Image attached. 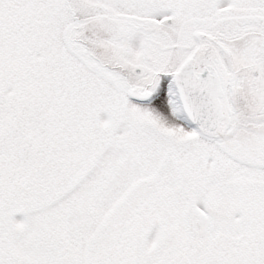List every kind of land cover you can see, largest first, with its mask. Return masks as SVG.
Segmentation results:
<instances>
[{
  "label": "snow or ice",
  "instance_id": "obj_1",
  "mask_svg": "<svg viewBox=\"0 0 264 264\" xmlns=\"http://www.w3.org/2000/svg\"><path fill=\"white\" fill-rule=\"evenodd\" d=\"M0 264H264V0H0Z\"/></svg>",
  "mask_w": 264,
  "mask_h": 264
}]
</instances>
